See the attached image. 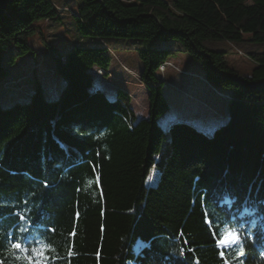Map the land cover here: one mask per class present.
<instances>
[{
  "label": "trees",
  "instance_id": "16d2710c",
  "mask_svg": "<svg viewBox=\"0 0 264 264\" xmlns=\"http://www.w3.org/2000/svg\"><path fill=\"white\" fill-rule=\"evenodd\" d=\"M60 1L12 0L0 14V78L34 51L40 20L67 13L78 33L64 55L52 53L64 81L54 96L35 79L16 97L28 75L1 84L0 261L28 264L10 251L21 242L34 264H264V52L248 51L252 68L240 75L218 48L264 44V0ZM117 49L140 62L145 118L126 89L94 85L111 75ZM180 53L224 112L162 127L163 71ZM163 144L161 182L146 184ZM232 230L239 240L221 245Z\"/></svg>",
  "mask_w": 264,
  "mask_h": 264
},
{
  "label": "rangeland",
  "instance_id": "374dc122",
  "mask_svg": "<svg viewBox=\"0 0 264 264\" xmlns=\"http://www.w3.org/2000/svg\"><path fill=\"white\" fill-rule=\"evenodd\" d=\"M61 1L60 4L67 1L68 6L74 9L76 2L79 0ZM37 24L40 26L42 31L41 36L43 38L37 35L29 39L34 47V51L18 57L14 64L9 65L8 74L0 78V93H2L1 84L5 86L7 84L16 83L18 80L11 79H16L24 75H28L27 79L23 80L21 83L22 85H27L28 88H24L15 93L16 97L26 96L32 92L35 79L39 81L40 88L45 96H54L63 86L64 81L53 71L51 57L52 53L56 51H58L61 56L64 55L65 50L77 41L78 33L75 32L76 26L74 19L67 13H62L60 20H40ZM218 48L226 52L225 60L227 64L240 75H248L252 68L253 64L246 56L248 51L256 50L258 52H264V44L255 47H240L225 43L221 44ZM116 51L117 55L113 57L110 64L111 75H109L108 78L99 77L98 80H95V87H102L108 93L114 91L117 87L127 89L131 96V106L135 114L137 116H145L148 102L145 90L141 84H139L136 77V71L140 66L136 53L132 49H117ZM171 60H169L167 67L163 71L164 75L167 76L169 74V76L166 79L168 86L166 90H164V95L168 99V106L165 112L158 118V123L162 127L166 126L168 122L172 121L173 118L177 116L181 117L190 114L209 116V112L213 111L211 107L204 105L198 100H202V102H204V100L209 101L213 109L216 108L215 110L224 112L223 106L212 98L209 94L211 92H208L204 84L197 80L190 79L187 76L178 75H188L189 72L184 71L185 68H188V71L200 72L199 66L193 62L187 53H180L175 61L173 59ZM33 63H35L36 66L31 71ZM98 75L100 76V72H98ZM22 85H18V87L21 88ZM3 95L12 96L13 93L3 91ZM205 109H211V111L207 112ZM219 122L220 120L204 122L194 121L193 123L194 125L203 126V128H209L213 123L219 124ZM162 149L163 151L159 153L158 160L155 158V164L146 179V184L158 186L161 182L160 175L165 168V144H163ZM233 244L234 243L227 246Z\"/></svg>",
  "mask_w": 264,
  "mask_h": 264
},
{
  "label": "snow or ice",
  "instance_id": "6c2138e0",
  "mask_svg": "<svg viewBox=\"0 0 264 264\" xmlns=\"http://www.w3.org/2000/svg\"><path fill=\"white\" fill-rule=\"evenodd\" d=\"M225 203H230L229 201H225ZM24 217H21L23 219ZM209 223L211 221H208ZM239 240V234L235 232V230L228 231L226 234L219 240V243L221 245H229L232 243H236ZM19 250H23L25 258L28 260V264H34L32 256L28 255V249L24 248L21 242H14L10 244V251L13 255ZM42 255V254H41ZM16 259H20L19 256L16 257ZM0 264H3L2 261H0ZM35 264H41L40 261H36Z\"/></svg>",
  "mask_w": 264,
  "mask_h": 264
},
{
  "label": "crops",
  "instance_id": "0c3cea01",
  "mask_svg": "<svg viewBox=\"0 0 264 264\" xmlns=\"http://www.w3.org/2000/svg\"><path fill=\"white\" fill-rule=\"evenodd\" d=\"M184 69V68H183ZM184 71H187V72H189V74H190V71H188L187 69H184ZM169 73V72H168ZM177 74V73H176ZM188 74V75H189ZM192 74V73H191ZM178 75H182V76H187L186 74L184 75V74H178ZM197 75V74H196ZM166 76V75H165ZM169 76V74L167 75V77ZM127 90V89H126ZM145 90V89H144ZM145 93H146V90H145ZM199 102H201V100H198ZM148 102V101H147ZM201 103H203V102H201ZM204 104V103H203ZM204 105H206V106H208V107H211V109H213V107L212 106H210L209 104H207V103H205ZM147 107H148V104H147ZM216 109V108H215ZM207 112H209L207 109H205ZM214 110V109H213ZM210 113V112H209ZM211 114V113H210ZM209 114V115H210ZM147 116V112H146V114H145V116H137L138 118H145ZM193 116V115H192ZM194 116H196V115H194ZM206 117L207 115H198V117ZM174 119H180V117L179 116H177V117H175V118H173V120ZM171 122V121H170Z\"/></svg>",
  "mask_w": 264,
  "mask_h": 264
},
{
  "label": "water",
  "instance_id": "95a60500",
  "mask_svg": "<svg viewBox=\"0 0 264 264\" xmlns=\"http://www.w3.org/2000/svg\"><path fill=\"white\" fill-rule=\"evenodd\" d=\"M12 0H0V14L7 8Z\"/></svg>",
  "mask_w": 264,
  "mask_h": 264
},
{
  "label": "built area",
  "instance_id": "2783aa9c",
  "mask_svg": "<svg viewBox=\"0 0 264 264\" xmlns=\"http://www.w3.org/2000/svg\"><path fill=\"white\" fill-rule=\"evenodd\" d=\"M166 65H167V63H166ZM161 69H163V67H162ZM95 83H96V82H94V85H95Z\"/></svg>",
  "mask_w": 264,
  "mask_h": 264
}]
</instances>
